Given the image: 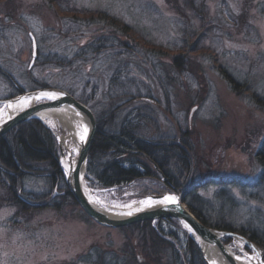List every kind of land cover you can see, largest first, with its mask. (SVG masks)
Wrapping results in <instances>:
<instances>
[{"label": "rangeland", "instance_id": "obj_1", "mask_svg": "<svg viewBox=\"0 0 264 264\" xmlns=\"http://www.w3.org/2000/svg\"><path fill=\"white\" fill-rule=\"evenodd\" d=\"M195 1L201 13L187 11L185 18L166 0H0V99L42 86L64 90L97 113L120 100L125 122L141 124L139 135L183 144L179 180L169 174L189 188L188 201L207 222L261 241L264 0ZM73 8L102 14L83 16L70 12ZM111 18L136 33L121 34L123 25ZM29 34L37 49L31 68ZM223 74L232 77L236 89ZM204 179L210 181L193 187ZM85 184L105 206L143 197L134 183ZM23 191L33 198L50 188L41 177H28ZM51 193V201H60L58 190ZM81 211L78 204L43 209L26 220L20 215L12 226L14 208L1 207L0 264L90 262L100 254L107 260L126 253L125 231L100 225ZM157 228L175 230L167 222ZM130 240L134 258L148 261L136 239ZM168 250L160 254L162 263Z\"/></svg>", "mask_w": 264, "mask_h": 264}, {"label": "trees", "instance_id": "obj_2", "mask_svg": "<svg viewBox=\"0 0 264 264\" xmlns=\"http://www.w3.org/2000/svg\"><path fill=\"white\" fill-rule=\"evenodd\" d=\"M166 2L169 3L170 9L185 18H187V11H193L196 14L202 11L197 8L195 0H166ZM70 12L90 17L102 14L84 8H73ZM203 19L200 18L202 25ZM111 22L118 26L123 25L121 34L136 33L134 29L117 19L111 18ZM223 76L230 87L236 89L237 83L232 77L228 74ZM79 101L87 104L83 100ZM87 105L95 114L97 126L88 153L85 174L87 184L92 187L108 188L134 183L133 188H136L138 195L142 196L166 192L179 194L182 202L201 222L218 229L233 231L229 226L208 223L193 203L188 201L189 188H184L177 183L176 179L179 180V173L176 174L177 166L180 162L184 164L182 156L186 155L183 144L166 141H157L158 144L155 145L150 142L145 143L144 141L148 139L138 133L141 124L133 121L125 122L123 113L125 103L120 100L108 103L107 107L99 113L94 110L93 105ZM59 159V148L55 136L51 129L38 119L22 122L0 137V208H14V214L9 219L12 226L19 224L20 215L26 220L34 212L43 209L59 210L70 204L77 205L66 186ZM154 165L162 172L166 180L156 176ZM186 168L188 169V166ZM169 173L176 174L178 177L175 179ZM28 177L44 179L50 188L49 193L36 194L31 198L32 194L23 191L24 180ZM209 181V179L197 181L193 187L202 186ZM53 189L59 192L58 200L60 201L58 202L50 200ZM81 212L87 216L83 211ZM161 222H167L175 230L161 231L157 228ZM120 229L128 236L125 254H117L107 260L100 254L96 260L90 262L70 261L56 264H177L179 262L204 264L198 247L176 219L146 220ZM241 234L261 247L264 260V240H257L252 234ZM132 237L136 239L135 243L141 248L148 261L134 258L133 243L130 240ZM230 240L231 238L227 237L223 241L227 243ZM168 248V261L162 263L160 254L163 251L166 252Z\"/></svg>", "mask_w": 264, "mask_h": 264}, {"label": "water", "instance_id": "obj_3", "mask_svg": "<svg viewBox=\"0 0 264 264\" xmlns=\"http://www.w3.org/2000/svg\"><path fill=\"white\" fill-rule=\"evenodd\" d=\"M31 37L33 41V49L29 67L33 65L37 56L34 38L33 36ZM41 92L56 93L57 99L50 100L47 98H42L39 101L34 100L31 104L27 105L23 109L4 118L0 122V137L6 134L14 126L30 119H38L46 126H49L39 117L40 114H43L45 112L60 111L64 108L71 107L81 113L87 122L88 132L85 140L80 143L75 153L74 164L68 168L69 171L67 175H65L66 169L62 165L64 152L59 145L56 132L52 133L55 136L59 147L60 165L62 167V172L64 173L66 186L70 190L79 207L89 218L100 225L112 228H121L133 223L146 220L156 221L169 218L176 219L181 224V226L185 228L188 236L198 247L204 264H210V262L203 255L204 248L217 249L226 260L227 264H242L235 259L234 255L229 250L228 244L224 243L223 240L227 237L242 242L245 247L250 249L251 252L247 254L249 256H254V264H264L262 249L256 243L243 236L242 234L235 233L229 230L218 229L204 224L188 209L187 205L182 202L179 194L166 192L143 196L142 198L150 197L152 199L161 200L164 196L172 195L177 198L178 203H158L151 207L142 208V210L140 211H134L131 215L124 216L109 215L101 210L100 207H98L96 204L90 202L89 198L85 194L84 187H87L85 184V174L88 164V153L97 129L96 118L93 110L87 104L79 101L70 93L52 87H41L31 91L20 93L13 97L0 99V106H5L7 102L13 99L36 97ZM154 166L157 169L158 173L162 177H164L162 172L156 167V165ZM185 225H187L188 227L186 228ZM189 228L191 229V231H189Z\"/></svg>", "mask_w": 264, "mask_h": 264}, {"label": "bare ground", "instance_id": "obj_4", "mask_svg": "<svg viewBox=\"0 0 264 264\" xmlns=\"http://www.w3.org/2000/svg\"><path fill=\"white\" fill-rule=\"evenodd\" d=\"M29 98H32V99H30L28 105L31 104L35 100L34 99L35 97H29ZM20 100L21 99H13L7 102L6 105L8 104L13 105V107L11 108L6 107V105L3 107H0V122L4 118L24 108L22 105H20L19 103ZM39 117L47 125H49L47 127L51 129L52 132H55L52 128V125H57L61 129L62 132H59V133L56 132V135L58 138L59 145L64 152V156L62 158V161H63L62 165L65 169L66 167L67 168L71 167L75 161V153L80 143L82 142L79 138L78 133L83 134L82 126L87 127L88 129L87 122L84 116L78 111H76L74 108L67 107L60 111L45 112L43 114H40ZM205 180H208V179H204L203 181ZM84 191L88 198L89 197L92 198V200L94 201L93 202L94 204L100 207V209L106 212L107 214L113 215V216H124V215H121V213L134 212L136 208H141V209L145 208V206H142L140 202L150 198V197H145L142 199L133 200L123 205L112 204V205L105 206V205H101L95 202L97 200L91 193L90 189H88V187H84ZM152 200L159 201L156 199H152ZM156 204L158 203H154L153 205H156ZM228 246H229V250L234 255V257L236 256L244 257L245 253H248L242 247L243 246L242 242L238 240L232 241V243L228 244ZM237 252L239 254H237ZM203 255L210 262V264H213V262L214 264H227L226 260L223 258V256L220 254V252L217 249H214V248L205 249L204 248ZM249 257H252V258L251 259L245 258L243 260H239V261L237 260V261L242 264H254V256H249Z\"/></svg>", "mask_w": 264, "mask_h": 264}, {"label": "snow or ice", "instance_id": "obj_5", "mask_svg": "<svg viewBox=\"0 0 264 264\" xmlns=\"http://www.w3.org/2000/svg\"><path fill=\"white\" fill-rule=\"evenodd\" d=\"M42 98H47V99H57V94L56 93H53V92H41L38 96H36L34 99L35 100H37V101H39V100H41ZM30 99H32V98H21V100L19 101V103H20V105H22L23 107H26L27 105H28V103H29V101H30ZM6 107H9V108H11V107H13V105L12 104H8V105H6ZM83 127V134H79L78 133V135H79V138H80V140L83 142L84 140H85V138H86V136H87V132H88V129H87V127H84V126H82ZM62 163H63V161H62ZM68 171H69V169L66 167V170H65V175H67L68 174ZM89 201L90 202H94L93 200H92V198L91 197H89ZM96 203H99V201H95ZM154 203H160V204H169V203H171V204H176V203H178V201H177V198L175 197V196H172V195H167V196H164L161 200H159V201H153L151 198H149V199H147V200H144V201H141L140 202V204L142 205V206H145V207H151ZM128 207H130V206H128ZM140 210H142L141 208H136L135 209V211H140ZM132 214V212H127V213H121V215H131ZM185 227L187 228L188 226L187 225H185ZM189 231H191V229L189 228ZM245 258H247V259H251L252 257H249L248 255H247V253H245V256L244 257H241V256H236L235 257V259L236 260H243V259H245ZM213 264H214V262H213Z\"/></svg>", "mask_w": 264, "mask_h": 264}, {"label": "flooded vegetation", "instance_id": "obj_6", "mask_svg": "<svg viewBox=\"0 0 264 264\" xmlns=\"http://www.w3.org/2000/svg\"><path fill=\"white\" fill-rule=\"evenodd\" d=\"M0 38H2V37H0ZM32 37H31V35L29 34V39H30V42H31V57H32V49H33V41H32V39H31ZM1 40V39H0ZM37 50V49H36ZM36 59H37V56H36V58H35V61H34V63H33V65L35 64V62H36ZM30 61H31V58H30ZM29 61V62H30ZM30 64V63H29ZM32 65V66H33ZM31 66V67H32ZM30 67V68H31ZM30 70V69H29ZM42 87V86H41ZM95 115V114H94ZM96 118V117H95ZM145 143H147V142H150V144H158L157 143V141L156 140H153V139H148V140H146V141H144ZM156 169V168H155ZM156 176L158 177V178H160L161 180H166V177L164 176V177H162L159 173H158V171H157V169H156Z\"/></svg>", "mask_w": 264, "mask_h": 264}]
</instances>
